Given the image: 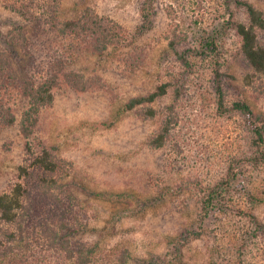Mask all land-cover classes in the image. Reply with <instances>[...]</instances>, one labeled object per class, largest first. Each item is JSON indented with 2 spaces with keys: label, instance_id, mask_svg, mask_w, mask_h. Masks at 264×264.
Segmentation results:
<instances>
[{
  "label": "rangeland",
  "instance_id": "obj_1",
  "mask_svg": "<svg viewBox=\"0 0 264 264\" xmlns=\"http://www.w3.org/2000/svg\"><path fill=\"white\" fill-rule=\"evenodd\" d=\"M246 1L264 11V0ZM87 7L122 24L129 41L103 56L72 48L69 40L49 37L47 26L37 19L25 20L0 0V47L22 79L45 75L49 60L64 53L71 68L99 82L89 92L67 85L57 89L55 102L42 111L34 135L71 163L64 182L87 214L77 238L95 247L91 264H123L121 256L127 251L126 264H240L241 237L252 228L236 209L251 212L264 223V166L240 177L239 189L228 203L231 209L213 211L202 237L184 242L182 255H175L177 241L199 230L203 191L223 178L228 160L242 142L238 121L216 112L210 60L194 58L192 69H187L169 46L174 22L189 35L180 51L199 46L218 25L214 20L218 0H63L59 16L77 19ZM233 9L238 21L246 20L241 7ZM20 25L32 42L29 51L10 42L9 32ZM219 41L228 99H244L264 115V81L255 87L246 84L250 68L240 54V38L229 27ZM163 82L169 84V93L155 104L160 111L157 118L145 120L137 110H125L130 99ZM11 104L17 123L0 126V195L25 158L20 121L28 100L15 93ZM172 104L179 124L169 143L154 149L149 141ZM249 236L255 235L251 231ZM258 236L245 251L248 264H264V233ZM17 251L38 257V249L26 244ZM59 260L46 258L47 264Z\"/></svg>",
  "mask_w": 264,
  "mask_h": 264
},
{
  "label": "trees",
  "instance_id": "obj_2",
  "mask_svg": "<svg viewBox=\"0 0 264 264\" xmlns=\"http://www.w3.org/2000/svg\"><path fill=\"white\" fill-rule=\"evenodd\" d=\"M6 8L19 14L27 21L38 20L46 28V35L55 39L69 40L72 48L85 49L92 54L105 55L110 50L124 46L129 41L126 28L115 19L101 15L87 7L77 19H62L59 12L63 0H3ZM218 13L214 20L216 28L203 37L197 47L180 51L179 47L189 42V35L179 31L174 22L169 46L187 69H192L194 58L209 59L211 63L212 87L215 95L216 112L222 118L238 121L242 142L239 151L228 160L226 172L219 182L203 191L200 198L201 214L199 230L175 244V255L181 256L184 242L202 237L204 224L213 211L229 208L231 197L238 191L237 181L248 177L264 166V115L255 112L244 99L230 101L227 96L222 44L219 36L231 27L240 38V54L250 68L245 81L255 87L264 81V11L246 0H218ZM241 7L245 21H238L233 7ZM41 11L40 14H38ZM44 26V27H45ZM12 45L29 51L32 45L24 26L9 32ZM95 77L70 67L67 56L55 55L48 62L46 74L20 78L13 59L0 47V126H13L17 116L11 104L15 93L28 100V108L20 121V131L26 139L24 163L20 165L13 182L0 195V264H47L46 258L59 257L56 264H91L95 247L77 238L85 225L86 211L78 197L64 182L71 174V163L57 155L56 147H49L34 135L40 123L42 111L54 104L56 90L67 85L79 92H89L98 86ZM169 93V84L161 83L156 90L134 97L125 105V110H137L145 120L155 119L160 111L155 104ZM179 124L174 104L167 106L165 117L155 136L149 141L154 149L166 146ZM92 196L98 194L82 187ZM236 213L252 228L255 236H242L239 246L240 264L246 263V250L257 243L258 234L264 233V223L258 222L255 214L244 209ZM264 237V236H263ZM26 244L27 248L38 249L37 256L17 251ZM43 252L46 255H43ZM40 254V255H39ZM26 256V257H25ZM129 252L121 256L127 263ZM154 262V261H153ZM147 264H154L147 262ZM167 264V263H166ZM253 264V263H251Z\"/></svg>",
  "mask_w": 264,
  "mask_h": 264
}]
</instances>
